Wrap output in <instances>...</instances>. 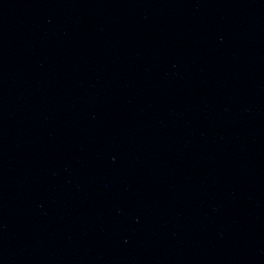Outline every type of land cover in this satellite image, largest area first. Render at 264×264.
Instances as JSON below:
<instances>
[{
    "label": "water",
    "instance_id": "water-1",
    "mask_svg": "<svg viewBox=\"0 0 264 264\" xmlns=\"http://www.w3.org/2000/svg\"><path fill=\"white\" fill-rule=\"evenodd\" d=\"M0 264H264V0H0Z\"/></svg>",
    "mask_w": 264,
    "mask_h": 264
}]
</instances>
